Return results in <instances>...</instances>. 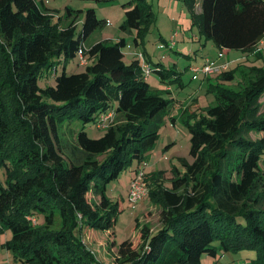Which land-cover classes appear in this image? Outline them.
<instances>
[{"label": "trees", "instance_id": "trees-1", "mask_svg": "<svg viewBox=\"0 0 264 264\" xmlns=\"http://www.w3.org/2000/svg\"><path fill=\"white\" fill-rule=\"evenodd\" d=\"M184 1L200 36L224 53L254 52L264 38V0H200L199 12L195 0ZM128 4L119 27L135 31L134 44L144 45L153 12L144 0ZM47 10L42 0H0V165L6 172L0 226L11 231L5 246L23 263L100 264L83 233L114 234L121 208L107 185L125 167L135 163L134 171L145 162L168 100L149 90L136 58L123 61L124 37L94 42L89 63L67 72V61L104 19L89 7L77 32L74 9L66 8L60 28L61 19ZM254 55L264 62L261 51ZM45 70L53 81L41 86ZM236 71L242 76L236 88L207 78L215 99L188 123L191 160L179 157L169 186L159 171L146 178L160 226L151 230L136 218L137 245L110 240L116 264H200L203 253L243 248L256 252L249 264H264V135H250L264 133V66ZM233 76L230 69L216 80ZM6 96L15 104L12 118ZM109 109L114 121L91 135L88 126Z\"/></svg>", "mask_w": 264, "mask_h": 264}, {"label": "rangeland", "instance_id": "rangeland-1", "mask_svg": "<svg viewBox=\"0 0 264 264\" xmlns=\"http://www.w3.org/2000/svg\"><path fill=\"white\" fill-rule=\"evenodd\" d=\"M48 8L47 12L52 14L56 21L61 19L59 28L64 24L65 10L67 7L77 12V32L83 20V12L85 9L92 7L95 9L99 18L104 19V24L93 30L83 42L84 51L87 52L88 47L98 40L112 43L116 37H124L125 44L123 46V61L129 63L139 51L145 53L146 60L151 67V71L146 77L149 84V90L152 93H159L168 100V105L162 112L161 123L158 129V139L153 149L147 152L144 172L147 177L152 172H161L162 180L165 186H169V178L171 177L174 166L181 167L179 157L191 160L189 155L190 133L188 123H193L202 114V107L212 103L215 99L213 91L209 88V81L204 79H196L189 72L190 67L196 62H201L208 57L219 65L226 61L229 65L228 70L234 71L232 78L221 79L218 81L216 77L220 73H213L209 76L213 83L227 88H236L242 81L240 72L237 67L247 68L251 66L262 67L264 62L255 63V57L244 58L239 60L242 54H248L241 50H230V55L224 53L219 57L218 51L216 57L214 54L215 45L210 40L206 45L207 55L200 54V47L205 38L200 36L198 25L192 22L190 10L184 0H144L149 4L154 20L150 24L147 34H145L144 45L134 44V33L123 31L120 29L125 15V10L129 8V0H42ZM125 4V6H123ZM199 0H195V10H198ZM67 22V21H66ZM198 37H201L200 41ZM173 42V44H172ZM175 43L177 45L175 46ZM122 48V49H123ZM202 52V51H201ZM203 53V52H202ZM200 56V57H199ZM88 57V56H87ZM246 57V56H244ZM240 64V65H239ZM84 67L77 64L76 56L67 61L66 71H80ZM162 70L167 76L163 77L158 70ZM57 71H61V64L58 65ZM49 72L45 70L39 78L41 86L52 83L53 79L48 77ZM172 78L171 80H167ZM47 79V81H46ZM52 79V80H50ZM167 80L168 82H166ZM170 86L166 88V86ZM8 116L12 118L11 111L15 104L6 96ZM260 110L264 111V93L260 96ZM188 114V115H187ZM115 119V117H114ZM113 119V121H114ZM112 121V122H113ZM104 127L98 126L97 123L90 124L88 131L91 135H99ZM252 138L263 136L262 132H251ZM9 165L12 164L10 158H7ZM135 163L125 167L119 175L110 181L107 185L106 192L111 201H119L120 210L116 216L114 225V234L110 231L95 230L83 233L85 245L94 255L100 264H116V246H111L110 240L114 239L117 243L128 238L133 244L139 242L138 233L134 229L136 218L141 223H147L151 230L160 226L159 211L160 208L151 203L148 197L139 202L133 203L128 199V189L130 185L132 170ZM6 183L5 168L0 165V185ZM148 185V183H147ZM90 197V194L88 195ZM38 223H41V215ZM11 237V231L8 228L0 226V264H26L18 259L17 255L7 249L5 243ZM217 244V242H215ZM256 257L254 249L243 248L237 252L218 251L216 256L202 254L200 264H249ZM88 264H92L89 263ZM93 264H96L93 262Z\"/></svg>", "mask_w": 264, "mask_h": 264}, {"label": "built area", "instance_id": "built-area-1", "mask_svg": "<svg viewBox=\"0 0 264 264\" xmlns=\"http://www.w3.org/2000/svg\"><path fill=\"white\" fill-rule=\"evenodd\" d=\"M223 55L224 53L220 52L218 56L222 57ZM76 58L78 64L81 66H84L89 63L87 54L84 51L83 43L79 46L78 50L76 51ZM135 58L138 60L140 64L144 78H146L152 69L146 60L144 52L143 51L137 52L135 54ZM189 67H190L189 70L192 73V77L196 78L198 76H202L206 78L213 73H221L223 71L228 70L229 65L226 61L218 65L215 62V60L205 57L198 64ZM113 119H114V109H109L107 112L99 116L97 125L101 127H105L109 123H112ZM145 165H146L145 162H141V164L137 166V168L134 170V173L132 174L128 189V199L130 202L133 203L139 202L142 199H144L148 194V185L146 179L147 177L144 172ZM30 219L34 221V218H30Z\"/></svg>", "mask_w": 264, "mask_h": 264}, {"label": "crops", "instance_id": "crops-1", "mask_svg": "<svg viewBox=\"0 0 264 264\" xmlns=\"http://www.w3.org/2000/svg\"><path fill=\"white\" fill-rule=\"evenodd\" d=\"M199 3H200V0H199ZM199 7H198V10H197V12H199L200 11V5H198ZM119 38V37H118ZM117 37H116V39H118ZM115 39V40H116ZM200 39H201V37H198V40L200 41ZM99 41V40H98ZM210 43V40H205L204 42H203V44H202V46L200 47V54H203V55H207V51H206V45L207 44H209ZM177 45V43H175V46ZM215 44H213V46H214ZM215 47V51H213L214 52V54H211L212 55V57H216V53L220 50L216 45L214 46ZM89 48V47H88ZM124 50V48L122 49V51ZM203 53H202V52ZM254 52H259V51H261L262 52V58H264V38L263 39H261L260 41H259V43L255 46V48H254V50H253ZM254 52H251V53H249V52H247L248 54H242L241 56H239L238 57V59L239 60H243L244 58H253L254 59V57H255V55H254ZM145 54V53H144ZM227 55L229 56L230 55V50L227 52ZM244 56H246V57H244ZM200 57V56H199ZM135 58V57H134ZM133 58V59H134ZM261 61H263V59H256V57H255V63H257V64H259V63H261ZM190 64V63H189ZM189 64H187L186 65V67L188 68L189 67ZM196 64H198L197 62H196ZM189 70V69H188ZM81 71V70H80ZM189 72H191L190 70H189ZM191 76H192V74H191ZM202 79V80H204V79H206L207 80V78L208 77H202V76H198V77H196V79ZM172 78L170 77V79H167V80H171ZM146 80H148L147 78H146ZM167 80H165L166 82H168ZM166 88H169L170 89V86H166ZM148 156V155H147ZM148 162H149V158H148ZM148 162H145V163H148ZM132 176V175H131Z\"/></svg>", "mask_w": 264, "mask_h": 264}]
</instances>
